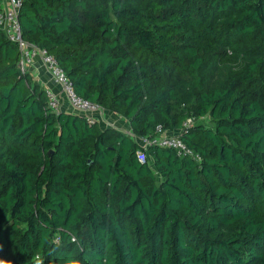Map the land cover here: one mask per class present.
I'll list each match as a JSON object with an SVG mask.
<instances>
[{
  "label": "trees",
  "instance_id": "obj_1",
  "mask_svg": "<svg viewBox=\"0 0 264 264\" xmlns=\"http://www.w3.org/2000/svg\"><path fill=\"white\" fill-rule=\"evenodd\" d=\"M19 21L98 110H53L0 26V264H264V0H23ZM164 134L181 147L143 144Z\"/></svg>",
  "mask_w": 264,
  "mask_h": 264
},
{
  "label": "built area",
  "instance_id": "obj_2",
  "mask_svg": "<svg viewBox=\"0 0 264 264\" xmlns=\"http://www.w3.org/2000/svg\"><path fill=\"white\" fill-rule=\"evenodd\" d=\"M23 0H3L2 12L0 13V26L6 31L7 37L10 41L16 43L19 46L21 52V60L18 68L22 74H26L30 67L33 66L37 59L43 63L48 69L53 81L60 86L62 92L67 96L70 106L80 113H91L98 110V107L78 98L72 86L64 74L59 68L55 59L48 55V52L41 50L35 45L26 42L22 36L21 24L19 21V12L22 6ZM49 104L53 110L59 112L62 109V102L58 94L47 91ZM131 137L133 135L129 133ZM148 146H160V147H181V144L175 138H168L167 135H162L159 138H155L151 141H145L143 144ZM140 162L145 163V158L139 155Z\"/></svg>",
  "mask_w": 264,
  "mask_h": 264
},
{
  "label": "crops",
  "instance_id": "obj_3",
  "mask_svg": "<svg viewBox=\"0 0 264 264\" xmlns=\"http://www.w3.org/2000/svg\"><path fill=\"white\" fill-rule=\"evenodd\" d=\"M29 74L32 76L33 80L36 81L43 89L51 90L52 92L59 95L61 102H62V106H63L62 111L68 112V113L76 112L70 106L69 101L66 95L62 92L60 86H58L53 81L48 69L43 65L40 59H37L35 64L30 67ZM101 125L102 127H104V125H109L110 127L118 128L125 133L131 132L130 123L121 120V118L115 114H111L109 118L106 117L105 123H101Z\"/></svg>",
  "mask_w": 264,
  "mask_h": 264
},
{
  "label": "rangeland",
  "instance_id": "obj_4",
  "mask_svg": "<svg viewBox=\"0 0 264 264\" xmlns=\"http://www.w3.org/2000/svg\"><path fill=\"white\" fill-rule=\"evenodd\" d=\"M66 97H67V96H66ZM67 99H68V98H67ZM105 116L109 118V117L111 116V113H109V112H108V113H105Z\"/></svg>",
  "mask_w": 264,
  "mask_h": 264
}]
</instances>
